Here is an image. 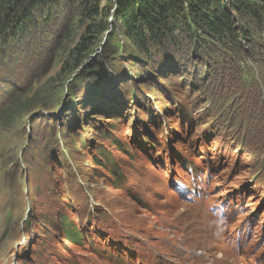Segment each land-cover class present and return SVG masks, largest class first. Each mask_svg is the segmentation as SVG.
<instances>
[{"label": "rangeland", "instance_id": "374dc122", "mask_svg": "<svg viewBox=\"0 0 264 264\" xmlns=\"http://www.w3.org/2000/svg\"><path fill=\"white\" fill-rule=\"evenodd\" d=\"M62 1L0 87L24 112L0 127V264H264V12L149 63L100 0L73 67L94 20Z\"/></svg>", "mask_w": 264, "mask_h": 264}, {"label": "trees", "instance_id": "16d2710c", "mask_svg": "<svg viewBox=\"0 0 264 264\" xmlns=\"http://www.w3.org/2000/svg\"><path fill=\"white\" fill-rule=\"evenodd\" d=\"M72 1V0H71ZM114 18L125 43L150 63L149 46H178L177 32L185 28L189 41L238 42L239 21L255 20L264 12V0H110ZM62 0H0V87L12 76L16 60L27 54L32 37L46 29ZM81 15L88 22L72 46L73 67L79 66L99 39L107 33L105 6L100 0H80ZM100 16V18H98ZM110 24V23H109ZM32 38V39H31ZM5 74L1 77V75ZM0 107L9 96L1 95ZM0 113V127L8 126L24 112L18 97H12ZM38 103L37 101H35ZM21 113V114H19ZM76 232V231H75ZM77 233V232H76ZM77 237L67 235L74 243Z\"/></svg>", "mask_w": 264, "mask_h": 264}, {"label": "clouds", "instance_id": "9594fccd", "mask_svg": "<svg viewBox=\"0 0 264 264\" xmlns=\"http://www.w3.org/2000/svg\"><path fill=\"white\" fill-rule=\"evenodd\" d=\"M222 220H223V217H221V222H222Z\"/></svg>", "mask_w": 264, "mask_h": 264}]
</instances>
